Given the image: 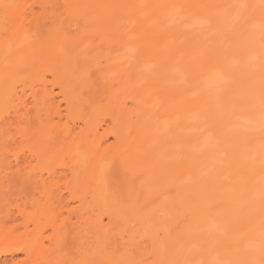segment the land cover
<instances>
[{"label": "bare ground", "instance_id": "obj_1", "mask_svg": "<svg viewBox=\"0 0 264 264\" xmlns=\"http://www.w3.org/2000/svg\"><path fill=\"white\" fill-rule=\"evenodd\" d=\"M64 5L97 41L78 49L59 24L57 44L16 71L43 20L26 37V1L0 0V180L18 173L36 191L0 207V264H147L111 252L136 232L152 264H264V0ZM93 70L102 105L80 98ZM116 165L137 189L121 190ZM69 237L78 261L66 259Z\"/></svg>", "mask_w": 264, "mask_h": 264}, {"label": "rangeland", "instance_id": "obj_2", "mask_svg": "<svg viewBox=\"0 0 264 264\" xmlns=\"http://www.w3.org/2000/svg\"><path fill=\"white\" fill-rule=\"evenodd\" d=\"M25 1L27 3V7L25 8L24 17L22 20V22L24 24V26H23L24 34H25L24 36L28 37V36L34 35L33 24H34L36 17L39 15H41V17H42L44 28H43V32L41 33L40 40L38 42L32 44L31 46H29L26 51L19 54L15 59H13L10 62V64L13 65V68H11V69H14L17 71L18 69L15 68L16 67L15 65H18V62L20 60H22V58H24V57H27L30 61H33L38 54L43 52L45 41L49 37L52 39V44L56 45L57 44V38H58L57 27L59 24L63 25L64 30L67 31V36L70 39L76 40L77 42H79L78 49L87 48L88 45L92 41H97L96 36L90 35L87 32V30H85V27L83 26L84 23L80 19H77L74 21V19H73L74 16H70V14L68 16V13H66V11H69V8H71L72 5L65 6L64 0H25ZM69 1H71V0H69ZM82 1L85 3V6H84V8H85L86 4H87V0H82ZM41 6H44L43 10L47 11L45 15L43 14V10H42ZM54 12L56 13L55 15H54ZM7 42L8 41H6V43ZM113 50L117 51V48L113 47ZM92 72H93L92 73L93 74L92 80L96 83V85H94L92 87L85 88V90H84L83 94L80 96V98L83 101L88 100L89 98H92L96 102L97 105L105 104L107 101V91H108L107 89L108 88L101 81L99 73L95 70H93ZM131 79L134 81H138V76L133 75L131 77ZM13 86L14 85H12V87ZM20 88L21 87L19 86L18 90ZM55 98H56V101L58 103H60L61 110L63 112H65V104L61 101V98H62L61 95L57 93V94H55ZM27 107L30 109H33V103L31 102V99H29V101L27 103ZM12 115H13V112H11V117H12ZM63 121H66V118H64ZM19 140H20L19 137L17 135H14L13 138H11L9 140V148H8L7 152H11L17 146H20ZM7 152L5 153V157H4V167L15 170L16 167L13 165L14 162H13L11 156ZM36 164H38V163L34 160L31 163V165H36ZM114 167H116L114 169L116 171H118V170L124 171V169H122L118 165H116ZM10 169H8V170H10ZM21 172L23 173L24 170H21ZM118 181H119L118 186L121 188V190L123 192H125V189L129 183L132 184V187H134L136 189L138 188L139 179L134 178L132 175H130L129 173H127L125 171H124V174L118 179ZM1 182H4V185L0 188V207L3 204L6 205L7 200H9V201L12 200L10 203H12L14 201L19 202V200L23 197L22 193H24V195L25 194L27 195V193L32 194V193L36 192L35 188L32 189L33 187H32L31 182L27 181L24 175H20L18 173L10 174L5 181L0 180V184H1ZM19 188L21 189L22 193H20L21 191L20 192L18 191ZM58 193L63 194V196L67 195L65 191H62V190L60 192L56 191V194H57L56 199L58 197ZM34 194H32V195H34ZM19 195H21V197H19ZM15 197H17L18 199L20 198V199L18 200L16 198V200H14ZM161 199H162V197H160L156 201L155 204L158 205L160 203ZM12 204H11V206H13ZM14 204H15V202H14ZM73 205H75V204L72 203L70 206H73ZM66 208H68V207L62 208V216L63 217H65L67 215ZM11 209L14 211L15 207H11ZM159 214H162V213L159 212ZM16 216H18V219L22 220V218H19V215H16ZM69 221L67 223H69ZM71 222H72V224H73V222H76V218L72 217ZM18 223H20V220L18 221ZM30 226L31 225H29V227ZM68 227H69V224H68ZM131 227L135 228V226L133 224H131ZM143 233L144 232H138V233L136 232L137 237L135 239L134 244H132V245H130V242L122 243V241L119 239L118 240V247L116 248L117 250L114 251V249L111 248V252L115 253L117 255H120L123 253L124 250H126L125 248H129L130 251L133 253V256L138 258V260L146 262L147 264H152L153 258L151 256V252H150L151 242L148 239V237L143 236ZM61 252H63V251H61ZM81 252H82V247L77 245V243L69 237L68 240L66 241L65 249H64V253L66 254V259L69 261H71V260L78 261L80 259V253ZM19 256L23 257L24 255L19 254Z\"/></svg>", "mask_w": 264, "mask_h": 264}]
</instances>
